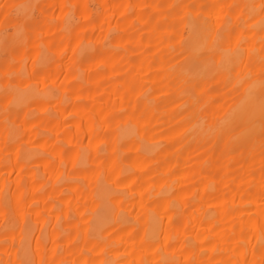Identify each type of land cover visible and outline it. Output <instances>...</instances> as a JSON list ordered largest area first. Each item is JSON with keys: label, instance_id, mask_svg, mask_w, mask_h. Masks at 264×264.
Here are the masks:
<instances>
[{"label": "bare ground", "instance_id": "bare-ground-1", "mask_svg": "<svg viewBox=\"0 0 264 264\" xmlns=\"http://www.w3.org/2000/svg\"><path fill=\"white\" fill-rule=\"evenodd\" d=\"M0 264H264V0H0Z\"/></svg>", "mask_w": 264, "mask_h": 264}]
</instances>
